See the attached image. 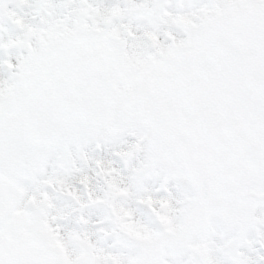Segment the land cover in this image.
Wrapping results in <instances>:
<instances>
[{"label": "snow or ice", "instance_id": "6c2138e0", "mask_svg": "<svg viewBox=\"0 0 264 264\" xmlns=\"http://www.w3.org/2000/svg\"><path fill=\"white\" fill-rule=\"evenodd\" d=\"M5 23L17 35L0 49L23 54L0 62V264H258L264 0H0ZM105 144L124 146L127 177L93 158L108 190L85 201L64 174ZM49 188L82 208L107 203L128 251L62 233ZM130 196L151 223L115 206Z\"/></svg>", "mask_w": 264, "mask_h": 264}, {"label": "rangeland", "instance_id": "374dc122", "mask_svg": "<svg viewBox=\"0 0 264 264\" xmlns=\"http://www.w3.org/2000/svg\"><path fill=\"white\" fill-rule=\"evenodd\" d=\"M104 2L112 3L114 0H104ZM121 6H123V4ZM10 7H12V5H10ZM16 10L20 11V9ZM65 11H67V9H65ZM38 20L39 16L35 17L33 22L38 23ZM132 22L134 25H138L135 28L137 34L142 33L143 31L141 32L139 30L144 28L143 22L136 20H133ZM124 23H128V20L125 19ZM11 26L12 25L8 23L0 26V35H3L5 39L10 36L15 38L17 35L16 29ZM160 38L163 40V35H161ZM22 54L23 50L20 48L0 49V62L11 58L14 63L15 58ZM8 75L7 71L0 73V77L2 78H7ZM122 147L124 146L120 144H105L101 148H97L96 145L89 146L87 149L88 158L79 159L77 161V167L80 171H75L71 174H64V179L85 201L88 200L89 191L93 192L95 195L104 196L108 190L106 175L93 165L92 159L103 157L105 161H112L113 163L111 166L120 169L124 178H126L127 170L125 162L114 154ZM82 175H87L89 177V183L87 186L80 182ZM145 187L156 198L167 195L161 181L158 179L148 180ZM168 187L173 194H179L178 188L173 187L172 185H168ZM134 191L143 192V189H134ZM48 192L55 204V208L51 210L52 214H55L57 211H62L65 214L64 219L58 221L61 225L60 231L62 233L70 235L73 232H87L99 248L113 252L128 251L131 242L122 231L120 223L113 216L112 209L107 203L89 204L82 208L62 190H53L49 188ZM114 204L117 208L123 207L131 209L134 212L135 217L140 221L145 223H151L152 221L149 209L145 205L138 203L135 196L116 199ZM161 211L163 212L164 210L162 209ZM81 217H83V219H81ZM250 254L256 258L255 252ZM260 261L264 262L263 260Z\"/></svg>", "mask_w": 264, "mask_h": 264}]
</instances>
